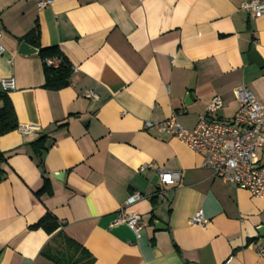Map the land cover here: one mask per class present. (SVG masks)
Segmentation results:
<instances>
[{
	"label": "crops",
	"instance_id": "crops-1",
	"mask_svg": "<svg viewBox=\"0 0 264 264\" xmlns=\"http://www.w3.org/2000/svg\"><path fill=\"white\" fill-rule=\"evenodd\" d=\"M37 1L0 0V81L14 80L7 97L18 126L39 129L0 137V264H60L53 258L70 260L73 245L90 264H264V198L144 129L173 113L193 129L214 97L223 103L214 118L228 122L239 86L264 106V14L241 10L248 0H51L40 10ZM35 28L39 48L55 47L70 65L65 88L45 89L39 54L18 53ZM41 136L38 159L30 144ZM257 158L264 166V146ZM158 170L179 182L160 184ZM45 180L52 193L37 196ZM121 210L141 216L139 237L116 223ZM198 210L204 226L189 223ZM46 213L54 233L29 229Z\"/></svg>",
	"mask_w": 264,
	"mask_h": 264
},
{
	"label": "built area",
	"instance_id": "built-area-1",
	"mask_svg": "<svg viewBox=\"0 0 264 264\" xmlns=\"http://www.w3.org/2000/svg\"><path fill=\"white\" fill-rule=\"evenodd\" d=\"M51 0L36 2L37 9L51 5ZM253 18L264 14V3L261 0H248L239 6ZM1 38V33H0ZM4 48L0 44V57ZM47 65L56 66V59L46 60ZM2 92L8 94L15 89L12 78L0 81ZM237 102V111L228 122L218 121L214 118L216 112L223 106L221 99L214 97L205 106V113L198 117L193 129L182 127L177 121L178 113H173L168 119L160 123L145 122L144 129L156 128L195 153L203 157L202 168L223 183L240 190L247 191L252 197L264 198V166L258 163L257 152L264 146V106L244 86L233 91ZM87 98L95 97L92 92L86 94ZM21 134L38 132L37 127H17ZM151 165H148L149 168ZM159 182L162 185L172 186L180 180L179 173L157 171ZM141 199L139 194H133L127 204ZM206 219L201 210H198L189 220L190 225L204 226ZM116 223L124 224L134 235L139 237L142 226L141 216L133 213L119 211ZM258 254L264 258V249Z\"/></svg>",
	"mask_w": 264,
	"mask_h": 264
},
{
	"label": "trees",
	"instance_id": "trees-1",
	"mask_svg": "<svg viewBox=\"0 0 264 264\" xmlns=\"http://www.w3.org/2000/svg\"><path fill=\"white\" fill-rule=\"evenodd\" d=\"M23 41L33 46L38 50V54L43 60L44 65V88L50 91H57L65 88L69 84V78L71 76V67L63 59L62 55L55 47L50 48H39L38 36L36 28L33 29L29 34H27ZM56 59L58 64L56 66H51L46 64V60ZM0 103L2 106L0 108V137L4 136L10 132L17 130L18 124L16 121L15 113L13 111L12 105L4 92L0 93ZM45 136H41L39 139L30 144L33 154L40 159L43 151L45 150ZM5 161V157L2 152H0V163ZM41 161H39L40 165ZM51 188L47 180L44 181L42 188L36 193L37 196L41 195H51ZM150 218V221H152ZM31 230L43 229L48 234L54 233L58 229V224L53 216L46 213L42 218H40L35 224L29 227ZM74 255L66 260L65 256H56L53 260L60 264H90L92 259L83 249L73 245Z\"/></svg>",
	"mask_w": 264,
	"mask_h": 264
},
{
	"label": "water",
	"instance_id": "water-1",
	"mask_svg": "<svg viewBox=\"0 0 264 264\" xmlns=\"http://www.w3.org/2000/svg\"><path fill=\"white\" fill-rule=\"evenodd\" d=\"M18 53L21 55H33V54H38V50L29 46L28 44H26L24 41L20 43L19 48H18ZM248 59L250 60V62H254L256 63L258 66H261V62L259 60V58L256 56V54L254 52H250L248 54ZM154 226L155 229H161L164 228L162 227L161 223L159 222H154ZM260 235L264 234V227L262 228V230L258 231Z\"/></svg>",
	"mask_w": 264,
	"mask_h": 264
}]
</instances>
